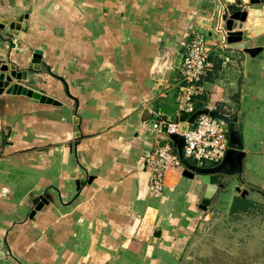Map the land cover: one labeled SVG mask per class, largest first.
I'll list each match as a JSON object with an SVG mask.
<instances>
[{
    "label": "crops",
    "instance_id": "crops-1",
    "mask_svg": "<svg viewBox=\"0 0 264 264\" xmlns=\"http://www.w3.org/2000/svg\"><path fill=\"white\" fill-rule=\"evenodd\" d=\"M234 4L0 0V60L26 72L0 94V264H178L197 228L224 233L232 216L264 208V16L249 10L243 24L245 48H260L251 56L220 31ZM20 12L24 31L8 25ZM190 29L205 35L212 64L196 105L231 106L228 130L243 153L205 210L201 176L172 168L163 196L152 198L142 165L159 137L152 112L176 120ZM245 221L227 227L224 247L264 264V220Z\"/></svg>",
    "mask_w": 264,
    "mask_h": 264
},
{
    "label": "built area",
    "instance_id": "built-area-1",
    "mask_svg": "<svg viewBox=\"0 0 264 264\" xmlns=\"http://www.w3.org/2000/svg\"><path fill=\"white\" fill-rule=\"evenodd\" d=\"M209 47L205 35L190 29L182 44V54L177 67V94L175 121L163 118L160 111H154L151 129L158 132L155 147L143 156L142 165L147 171V191L152 198H161L165 190V177L172 168L184 169L177 149L169 138L177 134L182 138L181 152L183 158L199 168L218 165L225 157L228 145V124L210 115L218 112L229 116L230 105L224 102H208L197 106V98L206 93L204 78L211 70ZM198 109L207 113L199 114L192 124L188 118ZM162 143V146L159 144Z\"/></svg>",
    "mask_w": 264,
    "mask_h": 264
},
{
    "label": "water",
    "instance_id": "water-1",
    "mask_svg": "<svg viewBox=\"0 0 264 264\" xmlns=\"http://www.w3.org/2000/svg\"><path fill=\"white\" fill-rule=\"evenodd\" d=\"M236 4L231 6H226L223 10V13L221 14V21L223 22L222 29L220 28V31L222 30L223 37L225 41L229 44H235L241 47V49L248 53L251 56L256 55L260 50V48H245V44L242 42V29L243 24L248 19L249 10L254 11H261V14L264 16V0H247L244 2L243 0H235ZM244 4H243V3ZM25 17L20 12L14 22L8 23L9 28L11 29H21L25 30ZM7 23V22H6ZM20 23V26L19 24ZM204 23H207L205 20ZM32 63L35 65L39 64V58L37 55H33ZM26 75L25 71H17L13 66H8V64L5 62L4 55L2 56L0 60V94L3 92L4 88L8 86V84L11 82L12 78L14 79H24ZM202 113H207L205 109H198L196 110L191 116L188 118V123L192 124L195 120V118ZM210 115L219 118L223 120L226 124L229 125L232 123L231 116H226L223 114H220L218 112H210ZM150 116V113L147 109H145L142 113V121L145 122L148 120ZM169 138L173 142L175 148L177 149V152L179 154V157L181 159V162L184 165V175L192 178L194 175L201 176V182L205 185V193L203 200L201 201L200 208L205 210L207 205L209 204V201L213 194L216 192L217 188L219 187V181L221 180V175L228 174L229 172L226 171L225 166L227 164L234 165L235 169H239L241 167V158L243 156V153L241 152V143L239 139V135L236 131L232 130V128L229 129L228 132V145L229 149L224 157V159L216 166L208 167V168H199L196 167L189 162H187L181 152V146H182V138L177 134H170ZM159 146H162V143L159 144ZM237 191H239V188H237ZM245 192H242L241 196H243ZM160 232L158 230H155L153 232V237H159Z\"/></svg>",
    "mask_w": 264,
    "mask_h": 264
},
{
    "label": "rangeland",
    "instance_id": "rangeland-1",
    "mask_svg": "<svg viewBox=\"0 0 264 264\" xmlns=\"http://www.w3.org/2000/svg\"><path fill=\"white\" fill-rule=\"evenodd\" d=\"M217 45L223 51L231 50L224 40L223 42H218ZM227 60H229V58ZM239 214L232 216L223 226H220L223 231L226 229V232L224 233L218 230V226L216 224H209L208 226L206 225L201 228H197L194 238L188 243L187 249L183 251L178 264H250L251 261H256L258 258L233 255V250L225 249L224 243H228L229 240H232L230 235L227 233V227L232 225V223L237 222L245 224V222H247L245 220L249 217L259 218L263 221L264 208L260 206H253L246 212ZM234 218L237 219L234 221ZM246 226H242L241 228L235 227V229H242Z\"/></svg>",
    "mask_w": 264,
    "mask_h": 264
},
{
    "label": "bare ground",
    "instance_id": "bare-ground-1",
    "mask_svg": "<svg viewBox=\"0 0 264 264\" xmlns=\"http://www.w3.org/2000/svg\"><path fill=\"white\" fill-rule=\"evenodd\" d=\"M243 1L246 2L247 0H243ZM252 12H253V13H254V12L256 13V11H254V10L251 9V12H250V13H252Z\"/></svg>",
    "mask_w": 264,
    "mask_h": 264
}]
</instances>
